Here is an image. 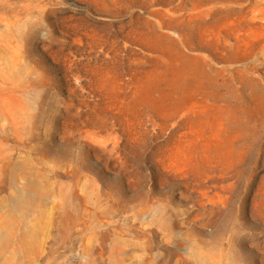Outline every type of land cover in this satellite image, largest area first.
Returning a JSON list of instances; mask_svg holds the SVG:
<instances>
[{
    "label": "rangeland",
    "instance_id": "obj_1",
    "mask_svg": "<svg viewBox=\"0 0 264 264\" xmlns=\"http://www.w3.org/2000/svg\"><path fill=\"white\" fill-rule=\"evenodd\" d=\"M0 264H264V0H0Z\"/></svg>",
    "mask_w": 264,
    "mask_h": 264
}]
</instances>
